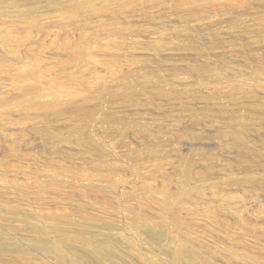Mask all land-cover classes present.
Masks as SVG:
<instances>
[{
    "label": "rangeland",
    "instance_id": "1",
    "mask_svg": "<svg viewBox=\"0 0 264 264\" xmlns=\"http://www.w3.org/2000/svg\"><path fill=\"white\" fill-rule=\"evenodd\" d=\"M0 264H264V0H0Z\"/></svg>",
    "mask_w": 264,
    "mask_h": 264
}]
</instances>
